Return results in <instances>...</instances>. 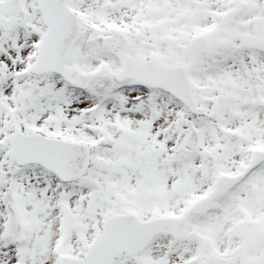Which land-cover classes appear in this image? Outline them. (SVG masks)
I'll return each instance as SVG.
<instances>
[{
  "label": "snow or ice",
  "instance_id": "6c2138e0",
  "mask_svg": "<svg viewBox=\"0 0 264 264\" xmlns=\"http://www.w3.org/2000/svg\"><path fill=\"white\" fill-rule=\"evenodd\" d=\"M0 264H264V0H0Z\"/></svg>",
  "mask_w": 264,
  "mask_h": 264
}]
</instances>
